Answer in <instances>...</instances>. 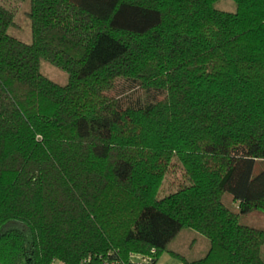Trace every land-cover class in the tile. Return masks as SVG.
<instances>
[{"label":"trees","instance_id":"trees-1","mask_svg":"<svg viewBox=\"0 0 264 264\" xmlns=\"http://www.w3.org/2000/svg\"><path fill=\"white\" fill-rule=\"evenodd\" d=\"M29 1L30 43L0 4V264H156L184 228L208 247L182 264H264L241 221L264 213V0ZM174 157L190 183L158 198Z\"/></svg>","mask_w":264,"mask_h":264},{"label":"rangeland","instance_id":"rangeland-1","mask_svg":"<svg viewBox=\"0 0 264 264\" xmlns=\"http://www.w3.org/2000/svg\"><path fill=\"white\" fill-rule=\"evenodd\" d=\"M0 4L13 13V24L8 28V34L18 38L19 40L30 43V19L28 17V11L30 8L29 0H0ZM215 6L224 11H234L235 5L232 0H218ZM40 71L48 79L53 82L64 85L68 80L66 72L60 68L52 65L46 60H41ZM111 95L119 97L123 105L144 104L154 100V92H148L139 87L134 82L125 79H118L115 83L114 89L111 91ZM264 169V162H258L253 169V174H257ZM190 183L184 168L177 160L173 158L168 167L167 172L164 174L157 193L158 198H162L172 192H175L181 187H184ZM223 203L231 208L235 209L236 205L232 203L231 197L228 193L223 195ZM241 221L251 224L255 227L264 228V213L261 211H252L248 214L242 215ZM196 233V234H194ZM208 247V240L197 232H192L189 228L182 229L179 234L172 240L168 246V250H174L180 252L188 258H199L206 252ZM138 255H131L130 257L135 259ZM264 261V254H263ZM177 257L171 255L168 251L162 252L157 259V263L170 264L171 260H175Z\"/></svg>","mask_w":264,"mask_h":264},{"label":"built area","instance_id":"built-area-1","mask_svg":"<svg viewBox=\"0 0 264 264\" xmlns=\"http://www.w3.org/2000/svg\"><path fill=\"white\" fill-rule=\"evenodd\" d=\"M153 252V250H152ZM137 260L141 262H146L148 259L145 257L137 256ZM80 264H133L131 260L123 261L121 259H103L102 257H98V260L94 261L93 257L88 256Z\"/></svg>","mask_w":264,"mask_h":264},{"label":"crops","instance_id":"crops-1","mask_svg":"<svg viewBox=\"0 0 264 264\" xmlns=\"http://www.w3.org/2000/svg\"><path fill=\"white\" fill-rule=\"evenodd\" d=\"M192 232H195V231L192 230ZM194 234H196V233H194ZM173 240H174V239H173ZM167 251H168L171 255H173L172 253H179V254H182V253L177 252V251H174V250H168V249H167ZM182 255H184V254H182ZM173 256H174V255H173ZM184 256H186V255H184ZM186 257L188 258V256H186ZM191 259H192V258H191ZM131 260H136V259H133V257H132ZM156 264H158V263L156 262ZM159 264H162V263H159ZM170 264H182V263H181V260H180L179 258H176L175 260H171Z\"/></svg>","mask_w":264,"mask_h":264}]
</instances>
